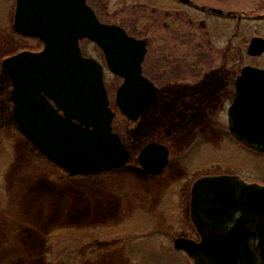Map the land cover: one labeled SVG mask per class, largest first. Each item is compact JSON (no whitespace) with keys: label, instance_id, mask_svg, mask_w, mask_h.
Masks as SVG:
<instances>
[{"label":"rangeland","instance_id":"obj_1","mask_svg":"<svg viewBox=\"0 0 264 264\" xmlns=\"http://www.w3.org/2000/svg\"><path fill=\"white\" fill-rule=\"evenodd\" d=\"M190 2L96 0V9L103 21L120 24L129 33L149 39L148 68L156 46L172 54L171 47L181 43L182 35L173 32L175 27L179 29L178 24L180 34H189L188 44L193 47L203 45L215 54L224 50L223 67L212 68L216 77L228 78L236 72L235 76L245 64L264 67V51L257 56L248 54L250 39L264 37V0ZM14 4L15 0H0V264H194L173 243L181 235H198L190 218V188L195 179L203 173L238 174L264 184V154L235 142L228 131L231 100H224L221 109L214 101L208 102L202 120L207 125L202 135L205 144L174 169H168L162 180L143 178L135 169L146 138L164 139L168 144L172 141L160 131L139 135L157 124L161 129L168 121V105L164 103L158 113L135 122L118 112L115 129L133 155L128 166L98 175H70L33 147L8 111L12 107L11 82L2 71V60L23 49L40 48L35 39H24L13 28ZM215 8L221 9L222 15L214 12ZM157 15L167 25L161 22L157 28ZM179 15L184 22L177 21ZM174 18L177 24L171 26ZM81 47L83 54L104 65L111 105L117 108L116 91L122 78L108 69L99 46L83 39ZM220 58L216 56L210 64L215 66ZM186 146L180 142L184 155L192 148Z\"/></svg>","mask_w":264,"mask_h":264},{"label":"water","instance_id":"obj_2","mask_svg":"<svg viewBox=\"0 0 264 264\" xmlns=\"http://www.w3.org/2000/svg\"><path fill=\"white\" fill-rule=\"evenodd\" d=\"M14 26L45 45L2 61L13 85L19 131L71 174H97L126 165L131 152L114 131L117 112L111 107L103 65L83 56L80 40L95 41L109 69L123 78L116 104L131 120L145 113L158 94L142 73L146 40L118 24L102 22L87 0H17ZM263 51L264 38L253 37L248 52ZM236 88L228 110L231 133L264 150V69L244 66ZM167 160V147L156 141L139 155L142 167L152 173L161 172ZM191 217L201 240L179 236L174 247L185 250L194 264H264V185L238 175L203 176L192 187Z\"/></svg>","mask_w":264,"mask_h":264},{"label":"flooded vegetation","instance_id":"obj_3","mask_svg":"<svg viewBox=\"0 0 264 264\" xmlns=\"http://www.w3.org/2000/svg\"><path fill=\"white\" fill-rule=\"evenodd\" d=\"M175 1L177 2L180 1L188 5L191 4L190 0H175ZM16 2L17 0H15L14 12L16 8ZM87 2L94 8V10L96 11L99 17V13L97 12L96 9V0H87ZM154 8L156 9V7ZM213 11L221 15L223 13L221 9H217V8H215ZM168 16L172 17L171 14H168ZM154 17H156V19L154 20L155 22L154 25L157 28L160 27L161 22L163 26L167 25L163 20H161L159 15ZM180 17L181 16L179 15V19H177V21L184 22L183 20H181ZM175 19L176 18H174V23H172L171 26H175L177 24ZM12 24H13V28L15 29L14 19H12ZM236 25L238 26V21ZM175 28L173 29V32L176 31L174 32V35L175 36L182 35V37L179 40L181 42L180 44L173 45L171 47L174 49L172 54H166L167 52L163 51L160 46H156L157 51L154 54L153 63L149 67L152 68L150 70L147 65V60L150 54V41L149 39H147L148 40L147 52L145 59L143 61V73L153 81V83L157 88L158 94L156 100L152 103V105L140 118L143 120L146 116H148L152 112H155V114L158 113L159 110H162V106H160L161 103L168 105L169 109L167 108L165 110V114L168 121L165 122L164 126L161 129L159 128V124H157L151 130L142 131V132L140 131L139 135L149 136L150 132L160 131V133L163 135L164 138L168 139L169 141L172 140L170 141V144H168L167 142L164 141V139H156L155 137H149L146 138L145 142L140 147V151L137 155V160H136V162H138V167H136L135 170L136 173L137 174L139 173L141 177L151 180L164 179V175L168 169L170 168L174 169L177 166V164L182 160H184L188 155L191 156L193 153H195L196 151L200 150L201 147H203L205 142L202 135L205 132L207 125H203L202 120L206 117L207 105L209 101L210 102L214 101V105L219 106V109H221L223 107L224 100H231L232 102L237 95L236 81L240 73L234 76L236 72H233L232 75H230L228 78L227 77L225 78L224 76L216 77L215 76L216 72L214 71V69H212L213 67H220V66H221L220 68L223 67L222 59H223L224 50L223 49L216 50L217 52L215 54L213 50H208L207 47L203 45L201 47L198 45H194L193 47L192 44H188V41L190 40V36L189 39H187V37L189 34L184 32L183 34H180L182 29L181 25L178 24L179 29L177 28L175 29ZM17 33L24 39L27 38L32 39L29 36H26L19 32ZM157 33H159L158 37H160V32L158 31ZM35 40L40 45V48L38 50L43 49L44 43L37 39ZM160 51H163L165 53H160ZM216 56L217 58L221 57L220 61H218L215 66L213 62V66H212L210 64V60L212 61V59L215 58ZM207 63L210 64L211 66L208 67ZM251 65L264 68L261 65H256V64H251ZM10 99H11V92H10ZM153 107L154 109L152 110ZM9 108L10 109L8 111L11 110L13 113V102H12V107L9 106ZM11 111L9 113H11ZM192 122L194 123L193 124L194 128L192 127L191 124ZM219 130L220 129L217 128L216 131ZM228 131L230 133L229 126H228ZM232 138L235 142L240 143V141L234 138L233 136ZM152 141H156L158 143L164 144L168 149L167 163L163 167L162 171L157 174L147 172L141 166L139 161V155L141 154L144 146ZM182 141H184V143L185 142L187 143L186 148H188L189 146L192 147L191 150L187 152L185 155L183 154L184 152L182 153V150L180 148V142ZM125 142L128 145V142L126 140ZM176 143L178 145L177 148L175 147ZM173 147H175L176 149H174ZM247 149L255 153L264 154V152H260L254 148L247 147ZM174 150L176 151V153H174ZM214 174H218V173H203L199 175L195 179V181L203 176L214 175ZM233 175H238V174H233ZM238 176L242 178L240 175ZM244 180L247 181L246 179ZM247 182H254V181H247ZM191 193H192V186L190 188V194ZM190 203H191V199H190ZM190 211H191V205H190ZM239 215L240 213H236L235 216L238 217ZM190 218H191V212H190ZM229 225H232V223H230ZM192 238L198 239L199 236L196 235L195 237Z\"/></svg>","mask_w":264,"mask_h":264}]
</instances>
